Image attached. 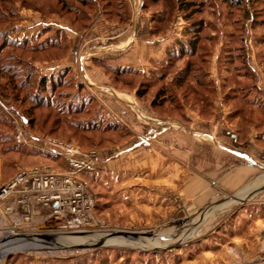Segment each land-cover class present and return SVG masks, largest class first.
Masks as SVG:
<instances>
[{
  "label": "rangeland",
  "instance_id": "obj_1",
  "mask_svg": "<svg viewBox=\"0 0 264 264\" xmlns=\"http://www.w3.org/2000/svg\"><path fill=\"white\" fill-rule=\"evenodd\" d=\"M144 1L91 0V5L85 7L76 0H69L72 7L81 9L78 16L62 10L58 0L0 3V7L10 6L15 11L10 19H0V31L11 42L28 40V49L50 43L66 46L63 51L52 48L26 52L2 48L3 37L0 40L1 60L16 59L23 77L29 74L27 68L37 81L52 76H62L67 81L53 93L48 88L39 94L44 104L51 103V108H34L35 89H26L28 101L22 97L15 101L11 89H7L9 94L0 88V183L35 166L48 167L55 173L69 169L63 160L60 161V156L40 149L35 139L42 138L71 143L82 151L98 150L103 159L102 174L108 170L110 162L117 161L120 153L160 149L181 160L186 171L215 183L213 190L207 193L198 188L194 190L188 175L185 191L171 181L154 183L148 169L125 172L118 183L113 181L110 172L105 178L85 174L96 201L89 224L81 231L55 233L49 238H45L48 236L45 231H33L34 240H29L25 246H49L56 254L42 250L29 252L28 247L17 241L21 240L17 236L14 242H0V264H264L261 243L264 190L253 193L247 201H244L247 196L238 195L246 187L262 181L254 180L264 173V167L256 172L240 170L248 184L244 180L236 185L237 179L231 177L226 182L225 175L221 174L210 176L217 163L228 165L223 155L230 154L218 147L232 150L231 135L238 138V144L244 145L241 153L253 157L249 163L264 165V108L259 106L264 104V96L259 91L250 93L257 83L264 87V41H259L264 37V2L252 7L245 0L254 13L253 18L259 20L254 28L251 27L252 18L249 22L246 20L244 0H237L241 6H231L226 0H192L201 3L200 11L192 19H186L176 0L157 4L148 0L143 10ZM164 12L165 24H157L154 17ZM125 18L129 19L127 23ZM200 20L205 22L201 36L188 33ZM212 35L219 38L212 41ZM196 37L205 47L198 56L204 51L211 53L208 64L197 74L207 84L205 88H197L195 74H191L180 88L174 79L180 76L190 57L185 55L177 59L178 42L188 43ZM130 45L131 51L138 55L141 49H153L152 63L146 65V69L131 68L135 71H123L118 76L109 69L112 63L117 64L112 61L110 64L106 58H116L115 51ZM236 47L244 49L239 52L241 49ZM171 50L176 57L169 60L168 51ZM95 58H104L106 62H97ZM94 69L102 71L104 80L92 86L91 81L83 78ZM190 85L202 92L205 102L199 101ZM165 87L173 91H169L167 98L159 97L160 90ZM139 89L146 91L143 98L137 96ZM134 101L140 111L149 108L147 116L150 118L165 121L163 127L158 124V128L167 130L165 136L148 139V135L134 134L133 126L141 114L134 110V104L131 105L133 109L129 107ZM153 101L163 105L155 107ZM149 122L143 125L154 123ZM18 134L24 142L16 141ZM247 142L248 146L244 144ZM232 157L242 163L250 158L241 154ZM123 163L126 168L129 160ZM155 201L170 204L158 207L159 202ZM214 205L216 207L207 211ZM202 215L206 216L201 222ZM8 222L1 223L0 238L13 237L11 233L5 234L14 225ZM27 225L21 224L18 231H29L32 224ZM257 230L261 233L259 237ZM119 233L140 234L141 241L148 242L149 248L143 247L145 245L139 240L119 237ZM101 239L108 244L100 248L85 247Z\"/></svg>",
  "mask_w": 264,
  "mask_h": 264
},
{
  "label": "crops",
  "instance_id": "obj_2",
  "mask_svg": "<svg viewBox=\"0 0 264 264\" xmlns=\"http://www.w3.org/2000/svg\"><path fill=\"white\" fill-rule=\"evenodd\" d=\"M142 7H143V2H142ZM131 23H132V21H131ZM135 26H136V24H135ZM135 26H134V28H136ZM121 48H123V47H121ZM121 48L119 49L120 51H115V52H117L116 53L117 56H115L116 58H114L112 60H110V58H108V57L106 58L107 62L109 61L110 64H111V61L115 62L117 64V65H114L112 63L111 67H113L114 69H116V67H119V68H123V69H125V68L131 69L132 68L135 70H142V69H146V65H149L152 63L151 61L153 58L152 57L153 56V49L149 50L147 48L149 50V52L147 49H144V50L141 49L140 54L138 55L136 51L134 53L131 51V49H132L131 45H130V47H124V49H122V50H121ZM134 48H135V46L133 47V51H134ZM166 52H167V50H166ZM162 53H165V52H162ZM72 54L74 56L76 55V53L73 51H72ZM95 59L97 62L98 61H100L102 63L106 62V60L104 58H100V59L95 58ZM148 59H149V63L147 62ZM67 61H69V59L66 60V62ZM94 70H95L94 72L88 71V73H85L86 78H83V79H87V80L91 81L92 86H94L97 83H100L99 81L104 80L103 76L101 75L102 71H99L97 69H94ZM51 74H53V73H51ZM50 75H48V76H50ZM256 85L261 90V92L263 93V96H264V87H262V85H259L258 83ZM133 104H134V110L140 111L139 108L137 107L138 105L136 104L135 101L132 102V104H130L129 107L132 108L133 106H131V105H133ZM148 110H149V108L148 109L144 108L143 110L140 111L141 112V114L139 115L140 119H137L135 126H133L134 134H138V135H141L143 137H147V135H148V139H151V138L156 139L158 137L162 138L163 136L166 135L167 130L164 128H162V129L158 128V124H160V126L163 127V123H165V121L150 118L149 116H147ZM142 118H144V119H142ZM148 121H150L149 123H151V122H154V123H151V125H146L148 127L144 126L143 123L144 122L148 123ZM140 128H141V130H140ZM231 137L234 140V144H233V146H231V148H232V150H230L231 152L228 151L229 148H225L224 146L218 145L219 146L218 149L221 150V148H223L222 151H225V153L230 154V156L229 155L228 156L223 155L224 158H227L228 165L227 164H223V165L221 164L220 165L219 163H217L216 168L214 169L215 171L212 170L210 173L212 175H210V176H213L214 175L213 173L225 175L223 177V179L226 182H227V180H230L228 178L231 177V179L232 178L237 179L238 183L236 185H239L241 182H244V180H245V183L248 181L247 178L245 179V176L242 175V173H240V170H243V172H246V171L256 172L258 170H262L264 165L262 163H258L257 161H256L257 163H255V164L249 163L250 161H252L251 159H253V157L249 156L246 153H241L240 148L244 147V145L242 146V145H240V143L238 144V138L236 136L231 135ZM244 144L246 146H248V142L244 143ZM234 154L238 155V156L241 154L243 156L246 155V156L250 157L246 161V162H248L247 165L245 164L246 162L242 163L239 160H234L232 157V155L234 156ZM176 155H177V157L178 156L180 157V155L178 153H176ZM117 156H118L117 161L114 162V164L113 163L111 164V162H110L108 165V170H106L104 174H102V172H101L103 169L101 171H99L97 173H93V174H97L99 177L105 178L108 176V174L110 172L112 175L111 178L113 179V181L115 183H118L121 176L124 175L125 172H128V173L131 172L132 173L135 171L136 172L141 171L142 169H146V170L148 169L150 172V180L152 182H154V183L158 182L159 184H167V182L171 181L172 183L176 184L177 186H180L182 191H185V182H186L185 177H186V175H188V178L192 179L191 181H192L194 190L198 188L199 191H202V193H207L208 191H211V189L213 190L212 187L215 184V183H212V182L206 180L204 177L197 175L196 173L194 174L190 171H186L185 165L183 164V162L181 160L179 162L178 158L174 159L168 155V152L161 151L160 149H158V150L154 149V151H152V149H151L150 152H148L146 150L138 151V152L137 151L136 152L125 151L123 154L120 153ZM180 158L184 159V157H182V156ZM61 160H63V159H60V161ZM126 160L127 161L129 160V163H128L129 165L126 166V168H124L123 166H125V165L123 162H126ZM226 166H228V168H224ZM203 174H205V173H203ZM256 174L258 175V173H256ZM205 175H207V174H205ZM263 179H264V173L259 174L258 176H256V180H254V181L262 180V181H260L261 183L257 182V184H255V185L252 184V186L246 187L238 195H240L242 198H245L251 192L256 193L257 192L256 190L259 188L258 186H261L262 184H264ZM247 184H248V182H247ZM157 200H160V199H157ZM158 202H159L158 205H160L158 207H163L165 204H170V203H168V201H155V203H158ZM10 204L13 206L14 213L11 215H5V208ZM10 204H5L4 206H2L0 208V225L3 221L7 222V224H9L8 220L13 221V220L19 219V209H18L17 205L12 204V203H10ZM261 206H263V208H264V204H261ZM167 207H168V205H167ZM32 209H33L32 210V220H31L32 223L29 224V225H31V224L32 225L30 226V229H28L29 231L25 230L26 232H23L20 230L21 233H23V235L30 236L31 234H34L33 231L42 230L43 232L45 231L48 234V237L51 236L53 234L51 232L56 230L57 227L51 221L48 209L41 207L35 203L33 204ZM5 234L7 235L9 233L5 232ZM257 235H258V237L261 235L259 230H257ZM3 237H1V238H3ZM29 240L33 241L34 239H21V240H17V241L18 242L21 241L20 242L21 245L25 246V245H28L27 243H30ZM257 241H259V240L257 239ZM13 242H14V240H13ZM261 243L264 247V236L262 238ZM25 247H28L26 249L29 252L42 250V251H49L50 254H56L57 253L54 248H51L49 246L45 247V245L43 246V248L38 247V246H36V247L35 246H25ZM17 250H19V249H17ZM54 250H55V252H54Z\"/></svg>",
  "mask_w": 264,
  "mask_h": 264
},
{
  "label": "built area",
  "instance_id": "obj_3",
  "mask_svg": "<svg viewBox=\"0 0 264 264\" xmlns=\"http://www.w3.org/2000/svg\"><path fill=\"white\" fill-rule=\"evenodd\" d=\"M16 141L23 138L17 135ZM41 150L58 155L68 166L64 173H55L48 167L35 166L21 170L6 183H0V208L5 204H15L19 209V219L13 220V227L8 233L12 236L23 235L21 224H30L33 204L47 208L55 233L81 231L90 222L96 207L95 196L85 180V174L101 170L103 159L98 150L82 151L78 146L54 139H35ZM14 213L10 204L5 208V215ZM32 239L36 235H30ZM4 238L0 242H4Z\"/></svg>",
  "mask_w": 264,
  "mask_h": 264
},
{
  "label": "trees",
  "instance_id": "obj_4",
  "mask_svg": "<svg viewBox=\"0 0 264 264\" xmlns=\"http://www.w3.org/2000/svg\"><path fill=\"white\" fill-rule=\"evenodd\" d=\"M78 3H80L82 6L85 7H89L91 5V0H76ZM147 1H144L143 4V10H145L147 7ZM165 0H152L151 2L154 4H157L159 2H162ZM247 1V0H246ZM250 2V5L252 7H254V5L258 2H264V0H248ZM6 0H0V3L5 4ZM59 4H61V9L62 10H66L68 13L70 14H74L76 16L79 15V13H81V9H75V7L71 6V3L69 2V0H58ZM176 2L179 5V9L184 13L186 19H192L194 14L199 12V7L201 5L200 2L198 1H190V0H176ZM227 3H230L231 6H241V2L240 1H235V0H226ZM249 6V5H248ZM244 7L247 8V13H245L246 15V20L249 22V19L252 18V25L251 27H254L257 23H259V20L254 19V13L251 12V8L247 7V5L245 4V0H244ZM2 10V14H0V19L2 21H4L5 19H10L15 11L14 9L10 8V6L8 7H0ZM5 10V11H4ZM257 15V14H256ZM167 19L166 17V13H162L159 17H154V21L157 24H165V20ZM129 19L125 18L124 22L127 23ZM205 22L203 20L198 21L197 23H194V25L196 26V28H190L187 32L190 34H194L197 36H201V30L203 29ZM238 24V23H237ZM255 28V27H254ZM252 29V28H250ZM232 34V33H231ZM5 37L4 41H2V45L1 47L3 48L5 46V48H14V49H22L24 51H30V52H41L42 49H52V48H56L58 50H65L66 46H63L61 43H50V45H44L42 47L38 46V47H34L31 49H28V45L30 42H28V40L23 41L22 43L20 42H11L9 39L6 38V35H4V32L0 31V40L1 38ZM219 37H217L216 35H212L210 37V39L212 41L217 40ZM201 39H199V37H196L194 40H190L188 43L184 42V41H179L178 42V47H179V53L177 56V59L180 57L181 59L186 55H188L190 57V61H188L184 67V69L182 71H180V76H177L174 79V83L177 84V86H181L187 81V79L189 78V76L191 74H195L194 77L197 79L196 80V86L197 88H205L206 84L205 81H201L199 78L197 77L198 72H201V67L205 64H208V60L211 57V53L208 51L206 53V51L200 53L199 57V51H202L205 49V47L201 44V41H199ZM227 40V38H226ZM245 40V39H244ZM260 42L264 41V37L261 38L259 40ZM211 42V41H210ZM245 42V41H244ZM51 46V47H50ZM0 47V49H2ZM27 48V49H26ZM237 49H241L239 52L243 51V47H236ZM202 49V50H201ZM236 50V49H234ZM174 51H168V58L169 60H171V58H175L176 55L175 53H173ZM225 51H222V53H224ZM1 54V53H0ZM177 54V53H176ZM7 62V63H6ZM6 62H3L1 60V55H0V88L4 89L6 92H8L10 94V92L7 89H11L12 90V95L15 98V101H18L20 97H22L24 100L28 101V93L26 89L32 88L35 89V93L33 96V103H34V108H38L41 109L43 106H46L48 108H51L52 105L51 103H46L44 104L43 101H41L40 99V93H42L43 91H47V89H51L52 93L55 92L58 88L62 87L63 85H65L67 83V81L64 79L63 77H56V76H52L50 78L45 77L42 80L37 81L34 78L33 73H30V71L26 68V72H28V76L27 77H23V71H21L20 69L17 68L16 64H18L19 62H17L16 59H6ZM15 63V64H14ZM110 71H115L116 74L119 76V74H121L123 71L126 72H134L135 70H130V69H123L120 71H116L114 68H109ZM32 72V71H31ZM66 73V72H65ZM69 74V72H68ZM67 75V73H66ZM137 75H140L139 73ZM245 78V77H244ZM7 80V83L3 82V80ZM209 85V83H208ZM81 91L83 89V87H81ZM143 88H146V86L144 85ZM172 88V87H171ZM189 88L191 89L192 92H194V94L198 97L200 102H205L204 97L202 96V92L197 91V88H192L191 85L189 86ZM245 89V88H244ZM169 91H173L172 89L170 90L168 87L162 88V90H160L159 94L162 98H167ZM254 91H259L260 93L261 90L255 85H253V87L251 88V92ZM25 93V94H24ZM51 93V94H52ZM24 94V95H23ZM28 94V95H27ZM146 94L145 89H139L137 90V96L140 98H143ZM158 94V95H159ZM249 94V93H248ZM157 95V96H158ZM156 96V97H157ZM170 96V95H169ZM21 99V98H20ZM29 99H32L31 96ZM21 101V100H20ZM23 102V101H21ZM36 102V103H35ZM42 104V105H41ZM255 104V103H254ZM152 105L155 107H159L161 105H163L162 102L159 101H153ZM37 106V107H36ZM259 106L263 109L264 108V104H259ZM180 108V105L177 106ZM81 110V109H79ZM29 113V111H28ZM30 114H33L32 110H30ZM29 120V119H27ZM3 123V122H2ZM1 124V123H0Z\"/></svg>",
  "mask_w": 264,
  "mask_h": 264
},
{
  "label": "water",
  "instance_id": "obj_5",
  "mask_svg": "<svg viewBox=\"0 0 264 264\" xmlns=\"http://www.w3.org/2000/svg\"><path fill=\"white\" fill-rule=\"evenodd\" d=\"M264 190V184H262L256 191L258 192V191H263ZM253 193H255V192H251L247 197H246V199L244 200V201H247L248 200V198L253 194ZM234 198H237V197H234ZM221 203H222V201H221ZM221 203H219L218 205H220ZM213 207H216V205H214V206H211V207H209V209L207 210V211H209V210H211V209H213ZM206 216V215H205ZM205 216L204 215H202L201 216V222L205 219ZM120 235H119V237H121V235H122V237L123 238H126V239H131V240H139V242H141L143 245H145V246H143V247H145L146 249L147 248H149V246H148V242H142L141 240H142V238H141V235L140 234H136V233H119ZM118 235V234H117ZM111 236V235H110ZM112 236H114V235H112ZM17 238H21V239H32V237L31 236H27V235H19V236H17ZM45 238H49L48 236L46 237L45 236ZM13 239H16V237H12V238H7V239H4V242H8V241H11V240H13ZM108 243H106L105 241H103L102 239L100 240V241H98V242H96V243H91V244H87V245H85V247H91V248H100V247H104L105 245H107ZM1 257V256H0Z\"/></svg>",
  "mask_w": 264,
  "mask_h": 264
},
{
  "label": "bare ground",
  "instance_id": "obj_6",
  "mask_svg": "<svg viewBox=\"0 0 264 264\" xmlns=\"http://www.w3.org/2000/svg\"><path fill=\"white\" fill-rule=\"evenodd\" d=\"M12 234V233H11ZM14 235V234H13ZM14 237V236H13Z\"/></svg>",
  "mask_w": 264,
  "mask_h": 264
}]
</instances>
